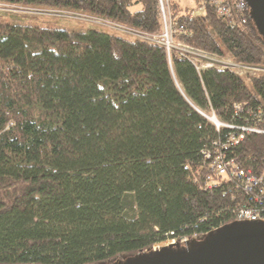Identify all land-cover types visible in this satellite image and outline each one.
Here are the masks:
<instances>
[{
  "label": "trees",
  "instance_id": "obj_1",
  "mask_svg": "<svg viewBox=\"0 0 264 264\" xmlns=\"http://www.w3.org/2000/svg\"><path fill=\"white\" fill-rule=\"evenodd\" d=\"M54 7L145 33L158 0H0ZM170 10L191 45L264 68V39L207 7ZM119 30L0 12V264H107L170 235L200 238L233 224L247 196L205 188L203 148L239 124L236 105L264 106V71H198L176 53ZM264 166V133L226 149ZM199 238V239H200Z\"/></svg>",
  "mask_w": 264,
  "mask_h": 264
},
{
  "label": "built area",
  "instance_id": "obj_2",
  "mask_svg": "<svg viewBox=\"0 0 264 264\" xmlns=\"http://www.w3.org/2000/svg\"><path fill=\"white\" fill-rule=\"evenodd\" d=\"M171 0H158L159 13L161 15L162 29L158 34L145 33L140 30H135L130 27L123 26L119 23L98 16H91L86 13H79L76 11H67L65 9L45 8L35 6H24L20 4H10L0 2V12L25 14L33 16H47L56 18H74L85 23L100 24L109 29L119 30L125 34L139 36L147 41H151L162 45L166 48L167 56L171 59V54L174 52L180 58L189 61L198 71L205 68H212L224 71H231L236 75H257L264 71L263 67L254 65H246L234 62L231 57L215 54L207 50H203L196 45H191L185 41L177 40L180 34L188 35V29L184 24L177 23L173 19L170 6ZM186 2V6L191 9L193 14H199L197 11H202L207 7L213 8L216 13L223 18H227L233 26H244L247 24L249 16V7L247 0H178ZM193 4V5H192ZM200 13V14H202ZM238 115L242 114V119L239 124L223 123L217 119L210 120L214 123L215 128L223 126L230 130L229 135L224 141H214V148H203L202 165L207 167L205 174V188L212 189L218 187L222 181L230 183L236 188H240L247 196L245 203H243L237 211V221H263L264 222V166L258 173H253L250 169L241 167L239 160L230 156L226 149L231 146L239 144L242 139L252 133H264V106L259 104L255 106H247V104H240L235 106ZM198 231L191 232L190 235H183L177 238L175 235H170L163 245L170 243L186 244L191 239L198 240L200 238ZM159 242V243H162ZM156 244L153 249H157L161 244Z\"/></svg>",
  "mask_w": 264,
  "mask_h": 264
},
{
  "label": "water",
  "instance_id": "obj_3",
  "mask_svg": "<svg viewBox=\"0 0 264 264\" xmlns=\"http://www.w3.org/2000/svg\"><path fill=\"white\" fill-rule=\"evenodd\" d=\"M249 17L264 39V0H247ZM209 120L214 115L205 116ZM110 264V263H107ZM111 264H264V222L234 221L202 240L170 243Z\"/></svg>",
  "mask_w": 264,
  "mask_h": 264
},
{
  "label": "rangeland",
  "instance_id": "obj_4",
  "mask_svg": "<svg viewBox=\"0 0 264 264\" xmlns=\"http://www.w3.org/2000/svg\"><path fill=\"white\" fill-rule=\"evenodd\" d=\"M184 3V5H186V2L184 1L183 2ZM193 5V4H192ZM46 9L48 8V7H45ZM49 8H51V7H49ZM52 8H54V7H52ZM60 9H62V8H60ZM65 10H67V9H65ZM67 11H69L70 12V10H67ZM72 11V10H71ZM197 13H202V11H197ZM36 17H42V18H45V19H50V18H52V19H54V20H56L57 22L59 21V23H63V24H66V25H69V26H77V25H80V24H82V21H80V20H78V19H74V18H72V19H70V18H63V17H61V18H56V17H52V16H50V17H47V16H36ZM94 25H96V26H100V27H102V28H106V29H109L108 27H103L102 25H100V24H97V23H94L93 24V26ZM230 57V56H229ZM202 238H204V237H202ZM202 238H200L199 240H202ZM159 244H161V245H163V244H166V243H159Z\"/></svg>",
  "mask_w": 264,
  "mask_h": 264
}]
</instances>
